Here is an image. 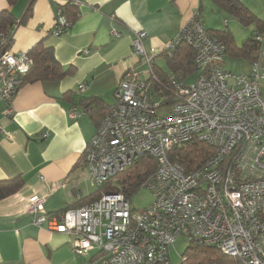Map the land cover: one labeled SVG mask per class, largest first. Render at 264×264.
Returning <instances> with one entry per match:
<instances>
[{
  "label": "built area",
  "instance_id": "2783aa9c",
  "mask_svg": "<svg viewBox=\"0 0 264 264\" xmlns=\"http://www.w3.org/2000/svg\"><path fill=\"white\" fill-rule=\"evenodd\" d=\"M70 25L58 6L51 33L60 35ZM251 35L259 60L236 73L224 68L225 46L209 34L198 13L160 51L147 50V33L135 31L132 48L146 66V77L143 70H125L114 103L85 144L84 166L98 188L142 155L153 156L156 169L140 186L150 190L153 201L135 212L123 192H106L49 215L45 197L32 195L26 212L34 223L71 235L77 255L96 251V264H172L170 247L178 237L217 249L234 264H264V30ZM180 44L194 53L196 78L187 85L173 79L162 84L153 73L155 58L172 56ZM30 67L27 53L0 54L3 115H13L11 101ZM66 112L75 120L82 111L72 106ZM192 142L206 144L211 153L186 171L167 154Z\"/></svg>",
  "mask_w": 264,
  "mask_h": 264
},
{
  "label": "crops",
  "instance_id": "0c3cea01",
  "mask_svg": "<svg viewBox=\"0 0 264 264\" xmlns=\"http://www.w3.org/2000/svg\"><path fill=\"white\" fill-rule=\"evenodd\" d=\"M27 2L16 0L10 7L17 19ZM59 3L64 4L33 0L30 16L12 33L10 51L26 53L42 41L58 63L71 70L56 82L19 86L11 101V117L3 115L5 103L0 99V180L16 175L23 179L18 191L0 199V264H96V251L77 255L71 249V235L36 225L34 215L26 212L27 200L44 196L46 213L59 215L96 190L79 163L96 127L85 107L89 99H97L104 108L111 106L125 70L144 69L132 48L135 31L147 33V50L160 51L195 13L203 20V9L218 11L211 0H78L76 5L67 2L65 8L64 14H71L72 7L76 10L70 27L53 35ZM6 7L7 0H0V10ZM237 60L240 72H246L250 64ZM72 106L82 111L75 120L66 112ZM44 132L49 133L47 138Z\"/></svg>",
  "mask_w": 264,
  "mask_h": 264
},
{
  "label": "trees",
  "instance_id": "16d2710c",
  "mask_svg": "<svg viewBox=\"0 0 264 264\" xmlns=\"http://www.w3.org/2000/svg\"><path fill=\"white\" fill-rule=\"evenodd\" d=\"M8 7L0 10V54L10 49L12 43V33L18 23H23L31 13L33 0H28L21 16L17 19L11 10V6L16 0H7ZM219 12L232 16L239 24L247 27L254 26L253 30H264V18H259L240 0H211ZM65 13V8L69 3H59L58 5ZM71 14H65L71 24L77 16L74 7L71 8ZM264 13V1H263ZM209 34L219 39L225 46V58L229 55L234 59L244 60L249 64L259 60V45L252 39V33L244 39L240 45L235 42L233 33L230 30L207 29ZM11 31V32H10ZM31 62L29 71L20 78L21 86L25 83L34 82H56L67 75L71 67L63 68L55 59L53 50L50 46L43 44L42 41L35 43L27 52ZM165 60L166 69L154 64L153 73L160 83H168L169 79L176 80L180 84H185L184 80L190 74L197 73L194 64V53L186 44H180L172 56L161 54ZM187 85V84H185ZM108 107L104 108L97 99H89L85 110L90 115L93 123L97 126L104 117ZM210 147L202 142H192L182 148H172L167 156L171 162L180 164L186 171L192 170L203 164L209 154ZM79 163L84 164V155L82 154ZM156 159L151 155H142L134 164L123 172L116 174L110 180L96 188L90 197L82 204L91 202L100 197L102 193L121 191L126 197L130 198L136 192L141 184L156 169ZM23 186L21 175H16L10 179L0 180V199L5 198ZM80 204V205H82ZM78 205V206H80ZM68 206L59 212L62 213L67 208L78 207ZM58 212V213H59ZM185 257L181 264H234L233 258L222 254L217 249L203 245H188L183 253Z\"/></svg>",
  "mask_w": 264,
  "mask_h": 264
},
{
  "label": "rangeland",
  "instance_id": "374dc122",
  "mask_svg": "<svg viewBox=\"0 0 264 264\" xmlns=\"http://www.w3.org/2000/svg\"><path fill=\"white\" fill-rule=\"evenodd\" d=\"M243 4L248 5L259 18H264L263 13V1L264 0H240ZM251 3H248V2ZM213 7H215L213 5ZM216 9V7H215ZM203 23L210 29H218V30H230L233 33L235 42L240 45L241 42L250 36L253 30V26H243L239 24L232 16L224 14L222 12L214 11V8L211 7L208 9H203L202 12ZM224 20L228 21V24H224ZM155 64L160 66L163 69H166L165 60L161 55L156 56ZM224 68L227 71H232L236 73H241L239 68V61L230 57L229 55L225 58ZM146 66L144 64L143 69V77H146V73H144ZM197 73L194 72L190 74L187 78H185L184 83L190 84L196 78ZM261 91L264 97V82L261 83ZM131 206L135 212H141L145 207H147L153 201V195L146 187H140L136 192L132 194L130 197ZM188 243L182 237H178L174 243L170 247V259L172 264H181V258L183 256L184 251L186 250Z\"/></svg>",
  "mask_w": 264,
  "mask_h": 264
}]
</instances>
